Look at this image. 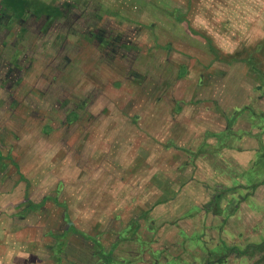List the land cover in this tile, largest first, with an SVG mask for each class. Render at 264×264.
Masks as SVG:
<instances>
[{"label":"rangeland","instance_id":"rangeland-1","mask_svg":"<svg viewBox=\"0 0 264 264\" xmlns=\"http://www.w3.org/2000/svg\"><path fill=\"white\" fill-rule=\"evenodd\" d=\"M67 1L135 50L0 24V264H251L218 257L264 241V186L229 191L264 175V80L216 57L264 42V0Z\"/></svg>","mask_w":264,"mask_h":264},{"label":"trees","instance_id":"trees-1","mask_svg":"<svg viewBox=\"0 0 264 264\" xmlns=\"http://www.w3.org/2000/svg\"><path fill=\"white\" fill-rule=\"evenodd\" d=\"M53 1H58V0H53ZM66 3H63L64 6H66ZM76 4H78V3H76ZM76 4H72V6H76ZM0 11H2L3 15L4 14L10 15L12 20H14L13 23H16V19L25 20L28 17H31V15L37 16V17H48V18H51L50 19L51 21H52V19L59 18L63 15V12L60 10V8L58 6L54 5V3L50 4L44 0H2V2L0 4ZM2 14L0 16H2ZM176 18H177V21L183 22L182 21L183 17L181 15L176 16ZM133 47L134 46H130L129 48H133ZM209 47L213 53L219 52V49H217L215 47L211 38H210ZM216 58H218V60H220L223 63L227 62L228 65H232L236 62L244 64L250 70L260 74V76L264 80V42L263 41H259L255 45L251 46L249 48V50H247V51H238V52H236L234 54H230V55L218 54ZM185 75H186V70L183 69L180 72V74H178V79H182ZM261 91H263V89H261L258 92H261ZM262 93H264V92H262ZM179 109L181 110L182 108H179ZM254 114H257V113H254ZM70 115H72V117L70 116L71 119H75L77 117L76 112H71ZM258 117L260 119H262L261 118L262 115L257 114L256 118H258ZM227 131H226V133H227ZM226 133H224V132H222L221 134L220 133L219 134L218 133H210V138L213 137V139L216 140V143H215V145H213V147H217L223 141V140H221V142H220L217 139L218 137L223 138L225 141L227 140ZM207 137H209V136H207ZM206 140H207V138H206ZM225 141H223V143ZM0 158H2V157L0 156ZM261 158H264V155ZM261 158H260V160H261ZM2 159H4V157ZM6 159L11 160L15 167L17 166V164L13 161V159L11 158L10 155H8L6 157ZM258 161H259V159H258ZM254 166H255V170L252 169L249 171H250V175L253 176L255 174L256 177L253 176L252 179H250L246 182V185H242V184L235 185L233 188H231L229 190V191H232V194H236L237 193L236 191L244 190V189H251L254 191L258 187L264 186V178H262L264 175H262V173H256L255 172L256 166H257L256 163L254 164ZM254 178H255V180L253 181ZM253 184H255V186ZM250 186H252V187L248 188ZM220 197L221 196L219 195L215 199L214 211H213L215 213V215H218L222 212V209H221L222 207H220V204H219ZM32 207L36 208L37 205H32ZM69 232L70 233H72V232L77 233V230L72 227L69 230ZM82 235H83V237L86 238V240L90 239L86 235L81 234V236ZM225 248H227V254L224 255L223 257H218L219 263L226 262L227 258L230 256V254L233 253L234 255L237 256L236 259H239L240 262H241V260H243V261H245L247 263H251V264H264V241L261 243L250 244L243 250L236 248V247H228V246H225ZM62 249H63V247L60 249V252L62 251ZM99 253H102V252H99ZM99 253L97 252L98 256H99ZM207 264H216V261L215 262L210 261Z\"/></svg>","mask_w":264,"mask_h":264},{"label":"flooded vegetation","instance_id":"flooded-vegetation-1","mask_svg":"<svg viewBox=\"0 0 264 264\" xmlns=\"http://www.w3.org/2000/svg\"><path fill=\"white\" fill-rule=\"evenodd\" d=\"M63 0H58V1H54V5L58 6L60 8V10L63 12V15L59 18L56 19H52V21L50 20L51 18L48 17H37V16H32L31 15V20L34 22H29L28 20H22V19H16V23H13L14 20H12L10 15L7 14H2V11H0V15L2 14V16H0V24H2V21L4 19H6L5 21H7L6 23L9 25H12V29L14 25H18L19 26V30L20 31H24L25 34H28L31 27H36V37L37 35H40L41 33L45 32L48 33L46 34L44 37H46L47 35H49V32L51 30V28L53 27V25H56V27H59L61 25V23H65V28L67 33L63 34L64 38L66 39V41H68V38L70 37V35L75 38L76 40L79 39L78 43H82L81 39H83V42H86V44L88 46L83 47L86 50L82 49L81 44L78 45V47H76L77 49L75 51H98L99 53H103L106 58H108L109 60H113L115 61V52L116 51H134V48H129L130 46H134V44L132 43H127V41H118V39L115 37L114 34V30L111 29V31H109L110 33H106L101 29V28H96L95 26H93L91 23H89V18L83 19L81 20V18L79 16H77L78 18H71V14L72 11L77 12L78 6L81 5V3H72V4H76V6H72V4L70 2L67 1L66 6L63 5ZM25 23H27L28 25L26 26ZM96 24V22H95ZM6 25V24H5ZM10 26L8 27V29H11ZM46 29V31H44ZM86 30L88 31V35L86 36V33H83V35H81L80 31ZM12 30H8V33H10ZM31 34H33V32H31ZM60 34H58L59 36ZM43 37V38H44ZM82 37V38H81ZM81 38V39H80ZM48 42V41H47ZM46 42V43H47ZM96 42V43H95ZM77 43V44H78ZM95 43V44H94ZM13 49H18L19 51H23L22 49H19L18 47H16V45H14ZM13 49H10V52H13ZM68 49L63 48L60 51H67ZM32 51H37L32 49ZM40 51V49H39ZM71 51V50H70ZM15 53H17V51H14ZM124 56H126V54H124ZM122 56V57H124ZM121 57V60L124 59ZM16 57V55H14L13 57ZM15 64V60H11L9 65H4V66H0V75H2V80L5 81L6 77L10 78L11 82H15L16 80L12 79L15 76H17L16 74L19 73L20 71L18 69H16L15 67H13L12 65ZM5 67H10L8 70V73H6ZM21 77V76H20ZM20 79L17 81V83L19 84ZM22 82V81H21ZM20 82V83H21ZM68 231V230H67ZM69 233V231H68ZM61 259V256L57 255L55 257V260L57 262V264L59 263V260ZM85 264V263H83Z\"/></svg>","mask_w":264,"mask_h":264},{"label":"crops","instance_id":"crops-1","mask_svg":"<svg viewBox=\"0 0 264 264\" xmlns=\"http://www.w3.org/2000/svg\"><path fill=\"white\" fill-rule=\"evenodd\" d=\"M207 136H209V137H207ZM206 138H207V140H209V142H210V133H207V135H206ZM206 139H205V142H202V144H201V148H204L203 150H205V143H206V141H207ZM210 144V143H209ZM203 156V155H202ZM204 172H201L202 174H200V173H197V175H196V178H198V177H201V178H204V179H206V178H208L209 176H211L210 175V171H211V169H208V170H205V169H202ZM31 206V205H30ZM241 214V213H240ZM228 216H230V218L232 217L231 215H226V217H224V220L226 221L229 217ZM240 216V215H239ZM237 217V216H236ZM235 217V218H236ZM227 222V221H226Z\"/></svg>","mask_w":264,"mask_h":264}]
</instances>
